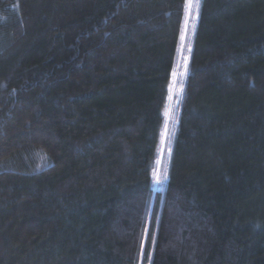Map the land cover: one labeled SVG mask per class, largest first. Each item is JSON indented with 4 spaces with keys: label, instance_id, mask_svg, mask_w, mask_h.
<instances>
[{
    "label": "trees",
    "instance_id": "trees-1",
    "mask_svg": "<svg viewBox=\"0 0 264 264\" xmlns=\"http://www.w3.org/2000/svg\"><path fill=\"white\" fill-rule=\"evenodd\" d=\"M0 0V264H264V0ZM146 233V237H145Z\"/></svg>",
    "mask_w": 264,
    "mask_h": 264
},
{
    "label": "rangeland",
    "instance_id": "rangeland-1",
    "mask_svg": "<svg viewBox=\"0 0 264 264\" xmlns=\"http://www.w3.org/2000/svg\"><path fill=\"white\" fill-rule=\"evenodd\" d=\"M199 2L200 0H188L185 7V15L183 26L180 35V48L177 59V64L172 73L171 82L169 84L168 96L166 101V110L168 115H165V127L163 129V141L161 145V151L159 155L158 163L153 172L154 191L159 192L162 190L167 178V158L169 153V146L175 132V122L179 114L180 109V97L181 91L184 87L185 81L188 76L190 52L192 49V39L195 32L197 17L199 16ZM171 96V99L169 97ZM146 237V233H145ZM139 264L142 261L139 260ZM143 264H147L143 262Z\"/></svg>",
    "mask_w": 264,
    "mask_h": 264
},
{
    "label": "snow or ice",
    "instance_id": "snow-or-ice-1",
    "mask_svg": "<svg viewBox=\"0 0 264 264\" xmlns=\"http://www.w3.org/2000/svg\"><path fill=\"white\" fill-rule=\"evenodd\" d=\"M169 99H171V96L169 97ZM165 115L167 116L168 115V111L166 110V112H165Z\"/></svg>",
    "mask_w": 264,
    "mask_h": 264
}]
</instances>
